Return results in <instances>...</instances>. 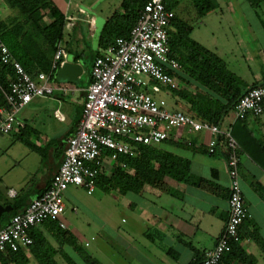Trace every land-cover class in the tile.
<instances>
[{"label": "built area", "instance_id": "1", "mask_svg": "<svg viewBox=\"0 0 264 264\" xmlns=\"http://www.w3.org/2000/svg\"><path fill=\"white\" fill-rule=\"evenodd\" d=\"M165 1L147 0L129 34L117 37L112 45L95 56L82 114L66 141L61 163L47 188L0 229V252L28 250L34 243L31 230L45 221L54 220L61 228H66L62 221L66 210L64 192L74 185L92 193L96 176L103 171L106 161L124 167L125 164L118 161L119 156H135L139 145L157 146L170 138H185L188 133L198 134L197 146H203L209 154L223 150L229 179L228 217L224 229L198 264H221L232 246L242 242L239 228L250 213L240 185V148L232 126L236 121L263 113L264 84L243 92L227 125L201 121L182 110L168 108L162 94L183 86L174 76L182 67L170 55L168 29L174 11ZM75 23V17L66 16L64 27L69 29ZM67 55L66 41H61L53 55L51 69H58ZM0 59L11 64L14 72L9 78V90L4 92V104L0 106L2 134L25 127L18 114L33 98L51 96L56 90L66 94L70 90L60 86L62 83L52 82L50 72L28 73L13 59L1 39ZM186 143L192 145L191 141Z\"/></svg>", "mask_w": 264, "mask_h": 264}, {"label": "crops", "instance_id": "2", "mask_svg": "<svg viewBox=\"0 0 264 264\" xmlns=\"http://www.w3.org/2000/svg\"><path fill=\"white\" fill-rule=\"evenodd\" d=\"M51 1L65 17L76 18L73 26L69 29L64 27L62 41H66L67 58L71 54V62L80 64L82 73L83 65L80 58L82 54H73L72 51L83 50L85 44H91L94 41L97 43V49L91 57L84 86L79 85V76L77 85L60 84L70 89L68 93L64 94L63 90H56L51 96L33 98L20 110L18 118L26 125L23 138L29 143L44 145L47 148L49 162L42 175L32 181L31 187L26 186V183L19 189L8 187L5 198L0 197V205L3 206H11L7 202L20 195L27 197L29 201L39 196L57 171L63 158L66 141L75 131L82 114L81 107H83L86 88L91 82V66L95 56L101 53L99 39L102 29L105 22L112 16L120 17L123 13L121 5L124 0L114 1L115 5L111 10L109 5L105 6L106 0H92L88 6L80 4L81 1L73 5H69L68 0H62L59 5L55 0ZM181 3L174 11L179 10ZM250 12L252 13L248 16L255 15L253 11ZM13 16L15 14L12 13L0 15V22L7 24ZM45 21L49 22L50 19L45 17ZM245 22L249 28L254 30L257 28V22L254 23V19L250 21L247 17ZM255 33L253 38L258 37L259 43L248 44L250 48L247 45L251 51L245 59L246 68L250 71L249 78L239 76L245 82L244 85H247L246 88L264 84V41L261 44L260 34ZM67 58L66 61H68ZM168 94L163 93L162 96ZM168 108L178 109L169 106ZM228 116L225 117L223 125L231 123L232 119L226 120ZM47 119L50 127L44 134ZM234 125L232 126L234 137L240 148V185L245 205L250 213V217L241 226L243 233L241 247L245 254L255 259L256 264H264V249L257 240L260 238L264 240V113L259 116H248L235 127ZM198 138V134L188 133L185 138L179 140L175 137L170 138L151 147L156 155H159L158 161L153 160L155 166L165 172L162 181L168 191L160 190L147 183L143 184L138 192L129 190L123 195L117 190H110L125 198L126 207L129 210V217L125 221L126 235L123 238L116 237L114 241V247L118 248L123 259L118 256L117 260H112L110 264H198L202 261L205 251L215 245L228 217L229 179L223 150L219 149L215 154H209L203 146H197ZM186 141H191L192 145H188ZM30 148L36 152L41 149L36 145L35 148L31 146ZM165 154L170 156L166 157ZM105 170L106 168L102 172L104 173ZM28 182L31 184L30 180ZM129 194H135L137 199L130 197ZM72 209L74 211L76 208ZM62 221L67 229L68 223L63 216ZM2 227L3 224L0 223V229ZM38 227L52 243V247L58 250L50 231L42 225ZM76 239L79 241L77 236ZM85 243L84 246H86ZM66 246L69 245L64 244L62 252L64 256H69ZM57 252L55 258L57 262L63 264L58 258L60 253ZM25 253L29 257L28 264H38L29 249ZM88 255L95 259L93 255L89 253ZM235 256L234 254L225 255L222 264H242L241 260Z\"/></svg>", "mask_w": 264, "mask_h": 264}, {"label": "trees", "instance_id": "3", "mask_svg": "<svg viewBox=\"0 0 264 264\" xmlns=\"http://www.w3.org/2000/svg\"><path fill=\"white\" fill-rule=\"evenodd\" d=\"M5 1L11 8L17 9L19 18L13 16L7 21V24L0 22V39L8 47L13 59L18 61L28 73L35 75L38 72H50V79L55 83L56 70L51 69V64L53 55L63 39L64 14L51 0ZM146 1L124 0L122 2L123 13L120 17L112 16L105 22L99 39L101 50L112 45L117 37L129 34ZM182 1L166 0L165 2L166 6L174 11ZM246 1L252 8H256L263 0ZM190 2L198 16H203L217 7L215 0H190ZM45 17L50 21L46 22ZM192 30L189 22L181 16L179 11L175 10L168 29V44L170 55L181 65L182 69L175 72L174 76L180 83L193 85L195 90L192 91L184 87L172 89L168 93L175 101L180 100L185 103L187 112L183 111L184 113L201 121L221 125L243 92L254 86L244 88L243 80L228 69L220 56L190 37ZM13 75L11 64L3 63L0 59V106L4 104V92L9 90V78H12ZM240 121H236L234 124L236 125ZM25 130L26 125L11 133H14L28 146L35 148L33 144L24 140ZM233 135H235L234 128ZM151 147L153 146L139 145L138 153L135 156H119L118 161L125 166L116 165L110 175L100 172L95 179L96 186H100L104 190H117L122 195L129 190L138 192L141 186L146 183L160 190L168 191L162 181L165 172L154 164L153 159L159 160V155L157 156ZM165 155L166 157L170 156ZM29 202L23 195L8 201L7 203L11 205L10 211L2 213L0 216V223L3 224V227L8 224L14 214L23 211ZM242 224L239 228L241 239L243 238ZM42 226L50 231L54 242L60 246L69 245L86 264H99L82 251L76 236L66 228H61L56 221H45ZM31 235L34 243L29 247V250L38 264H60L55 258L59 250L52 247V243L42 234L39 227L33 228ZM257 240L264 249V240L261 238ZM230 254L236 255L235 258H239L242 264H256L252 256L243 252L241 242L232 246L231 252L227 255ZM64 259L67 264H76L67 255L64 256ZM224 259L225 256L222 262ZM28 262L29 257L25 250L0 252V264H28Z\"/></svg>", "mask_w": 264, "mask_h": 264}, {"label": "rangeland", "instance_id": "4", "mask_svg": "<svg viewBox=\"0 0 264 264\" xmlns=\"http://www.w3.org/2000/svg\"><path fill=\"white\" fill-rule=\"evenodd\" d=\"M68 1L70 2L69 5L77 4L81 1L82 3L80 4L88 6L92 0ZM114 1L116 2V0H106L105 6L109 5L111 10L115 5ZM215 1L217 7L204 14L202 17L195 14L190 0H183L177 11H179L181 16L192 26L193 30L190 34L192 39L214 51L226 62L228 69L237 76L249 78L250 71L246 68L245 59L249 55L251 49H248L247 45L259 43V40H257L258 37L256 39L253 38V35L256 34L255 32L260 34V43L263 44L264 0L261 2L260 6L256 8H252L246 0ZM55 2L59 5L62 0H55ZM119 11H121V9H119ZM250 11H253L255 15L248 16L249 13H252ZM95 12L99 13L98 10H95ZM11 13L19 18L17 9L8 6L5 0H0V15L3 16ZM246 15L250 21L254 19V23L257 22V28L255 30L248 27L245 22L247 18ZM20 19L22 20L21 17ZM250 45H248L249 48ZM96 49L97 43L94 41L91 44H85V49L83 50L74 49L72 51L73 54H82L80 58L83 65V73L79 77L80 86L85 85L87 70L90 68L91 57L94 55ZM67 60L71 61V54ZM180 85H182L183 88L185 87L192 91L195 90V87L191 84L180 83ZM246 86L247 85H244V88H246ZM164 98L167 100L169 107H176L187 112V107L183 101H175L170 94L165 95ZM231 119L232 116L229 115L226 120L228 121ZM45 126L46 129H44V134L47 128L50 127L48 119L46 120ZM57 129L58 127L56 130ZM42 140L44 139L42 138ZM33 145L41 148L40 151H34L14 133H0L1 198H5L8 187L19 189L24 187L25 183L26 186L31 187L33 184L32 181L41 176L44 172L47 162H49L46 151L47 148L39 143H33ZM115 167L116 164H112L111 161H106V174L113 172ZM29 180L31 184H28ZM129 196L137 199L135 194H129ZM63 198L66 205L63 217L68 223L67 230L77 236L82 251L87 255L88 253L93 255L95 259L102 264H110V262L116 261L118 256L123 259L121 252L118 248L114 247V241L116 237L121 236L123 238V236L126 235L127 225L125 221L126 218L129 217V210L126 207L125 198L116 194L114 191L103 190L101 187H96L92 193L88 194L84 188L74 185L68 187L64 192ZM73 207L77 209L76 212L73 211ZM85 242H88L89 245L84 246ZM55 244L60 253L58 258L61 259L63 264H67L63 259V246H60L58 243ZM66 249L69 258L74 263L86 264L81 256L74 252L72 248L66 246Z\"/></svg>", "mask_w": 264, "mask_h": 264}, {"label": "water", "instance_id": "5", "mask_svg": "<svg viewBox=\"0 0 264 264\" xmlns=\"http://www.w3.org/2000/svg\"><path fill=\"white\" fill-rule=\"evenodd\" d=\"M82 74V67L80 64L73 63L71 61L64 62L55 73V81L57 83H70L78 84V77ZM11 206L0 205V215L4 212H8Z\"/></svg>", "mask_w": 264, "mask_h": 264}]
</instances>
